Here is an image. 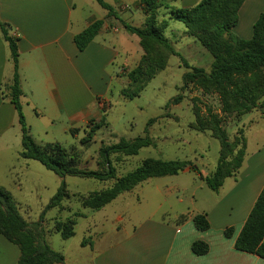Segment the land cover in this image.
<instances>
[{
  "label": "crops",
  "instance_id": "crops-1",
  "mask_svg": "<svg viewBox=\"0 0 264 264\" xmlns=\"http://www.w3.org/2000/svg\"><path fill=\"white\" fill-rule=\"evenodd\" d=\"M102 1L113 9L112 16L108 17L96 0H0V22L7 24L10 35L17 38L23 92L20 103L35 141H48L58 122H62L61 132L67 133L98 118L99 104L107 99L113 84L118 85L119 73H126V63L130 64L133 53L140 58L138 38L126 33L118 21L130 24L136 15L130 8L138 11V0ZM160 1L170 7L188 8L200 0ZM263 12L264 0H244L232 33L240 39H250L253 24ZM97 20L103 21L99 33L83 51H78L74 36ZM115 21L119 27L114 26ZM12 76L8 43L0 32V156L12 153L20 159V126L7 97ZM241 121L246 127L243 161L218 191L209 190L200 181L189 192L184 209H163L158 205V211L162 209L160 219H154L152 214L98 236L86 245L88 264H264L257 256L234 249L235 239L264 186V119L249 123L242 117ZM30 161L21 158L23 167L6 177L0 168V187L9 191L18 204L17 195L22 193L21 181L31 167ZM169 189L172 191L164 193L169 199L173 190L185 191L181 185ZM196 192L199 200L195 199ZM174 198L175 205L185 201ZM195 214L206 215V231L194 228ZM180 216L185 218L179 220ZM227 228L232 229L228 238L224 236ZM195 241L208 245L205 255L192 253ZM18 258L17 246L0 235V264H17Z\"/></svg>",
  "mask_w": 264,
  "mask_h": 264
},
{
  "label": "trees",
  "instance_id": "trees-1",
  "mask_svg": "<svg viewBox=\"0 0 264 264\" xmlns=\"http://www.w3.org/2000/svg\"><path fill=\"white\" fill-rule=\"evenodd\" d=\"M96 2L112 16L113 9L102 0ZM244 0H200L188 8H174L163 4L160 0H138V5L145 17L142 27H134L118 19L122 28L129 35L138 38L142 56L135 68L127 73L130 89L122 91L126 100L137 97L147 82L162 71L167 59L176 55L163 35L167 24L156 21L160 8L168 10L169 19L183 23L185 34L192 37L212 57L208 72L191 68L182 78L181 90L192 86L203 95H214L218 98L220 115L212 113L208 108L206 115L194 106L195 120L192 127L198 131H208L219 143V156L214 171L202 176L197 167L190 161H163L160 159H144L134 170L117 176L111 163V156L119 160L123 156H133L142 148L152 143L147 137L132 140L120 139L117 143L101 146L98 149L97 169L87 170L79 167L76 154L68 153L59 143L38 144L30 134L22 110L20 99L23 95L18 72L17 38L11 36L8 25L0 22V32L8 43L10 59L13 64V76L7 87V97L14 106L20 126L21 150L19 156L25 160L40 163L46 170L53 172L62 181L56 193L43 208L36 223L26 222L19 213V208L12 195L0 187V235L11 244L17 246L19 258L17 264H64V256L52 250L45 242L41 221L46 212L56 209L64 211L62 201L70 195L63 182L65 176L94 179L100 182H112L109 187L77 196L83 208L98 211L118 196L130 192L137 185L156 178L175 176L183 171L196 173L198 179L211 191H218L224 180L235 175L240 168L245 154V138L230 141L222 127L225 118L239 117L254 109L264 108V12L261 13L252 27V36L244 40L236 37L232 30L238 22V11ZM103 21L97 20L88 25L73 38L78 51H83L99 33ZM177 96L173 101H179ZM100 121H104L101 117ZM150 123V121H148ZM96 124L89 128L81 140L83 145L90 143ZM77 129L72 130L75 133ZM73 214L63 222L55 221L47 233H56L64 240L74 235L75 218ZM185 216H180L179 220ZM194 228L206 231L209 228L205 214L192 217ZM232 229L224 230V236L230 237ZM91 245V240L83 239L81 246ZM234 249L257 256L264 260V186L250 210L237 238ZM193 254L201 256L208 252V245L202 241L191 244Z\"/></svg>",
  "mask_w": 264,
  "mask_h": 264
},
{
  "label": "rangeland",
  "instance_id": "rangeland-1",
  "mask_svg": "<svg viewBox=\"0 0 264 264\" xmlns=\"http://www.w3.org/2000/svg\"><path fill=\"white\" fill-rule=\"evenodd\" d=\"M138 8V11L130 8L131 12L136 14L129 22L134 27H142L145 20L139 5ZM156 21L166 22L167 26L163 30V35L176 55L167 59L165 68L145 84L139 95L132 100H126L122 96V91L130 89L127 73L139 63L142 51L139 59L133 53L130 64L126 63V73L122 71L119 73L118 85L113 84L107 99L99 104L101 114L98 118L89 120L80 127H74L67 133L61 132L62 122H58L47 138L48 141L41 143L36 140V143L40 145L45 144L46 141L59 143L68 153L78 156L80 168L95 170L98 149L101 146L115 144L120 139L132 140L137 137H147L152 144L140 149L136 155L123 156L119 160H116L114 155L111 156V163L117 176L134 170L144 159L190 161L203 176H208L214 171L219 156V143L211 137L210 132L198 131L192 127V124L195 120L194 106L200 109L202 115H206L208 108L212 113L220 115L218 98L214 95H203L190 85L187 89L181 90L185 73L191 68L208 72L213 59L198 42L185 34L182 22L169 19L167 9L160 8L157 11ZM119 25L117 21L114 22V26L119 27ZM127 49L130 52L133 51L130 47ZM177 96H180L179 101H173ZM101 117L104 118L102 122ZM242 117L243 122L249 120V123H255L257 120L264 119V108L254 109L236 120L225 118L221 125L230 141L244 137L246 127L242 124ZM99 122L100 125L95 130L90 143L83 145L81 140L86 136L85 132ZM73 129L77 131L72 134ZM29 164L31 167L21 181L22 193L16 194L19 202L17 205L21 217L26 222L36 223L43 208L60 187L62 180L36 161L31 160ZM22 167L21 158H17L14 154L5 153L0 156V168L5 177ZM63 182L70 198L61 202L64 211L58 212L52 209L46 212L41 221L42 228L46 232L44 239L52 250L64 256L65 264H88L89 251L87 246H81L83 239L93 240L100 235L106 236L119 225L127 226L137 223L151 217L152 214L154 219H160L162 209L158 211V205H162L163 209H184L188 205L189 192L194 190L195 184L200 180L192 171L149 179L130 192L118 196L98 211L83 208L77 196H86L99 191L109 187L112 182L73 176H65ZM162 182L165 184L163 185ZM175 185H181L186 192L182 189L178 192L173 190L170 199L164 196L166 191H172L169 187ZM10 190L15 193L11 187ZM199 195L198 192L195 193L196 200H199ZM174 196L185 201L181 205H175ZM73 214H80V217L75 218L73 237L64 240L59 234L47 233L52 229L55 221L63 222ZM118 217L122 218L120 222L117 221Z\"/></svg>",
  "mask_w": 264,
  "mask_h": 264
}]
</instances>
